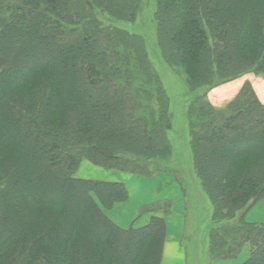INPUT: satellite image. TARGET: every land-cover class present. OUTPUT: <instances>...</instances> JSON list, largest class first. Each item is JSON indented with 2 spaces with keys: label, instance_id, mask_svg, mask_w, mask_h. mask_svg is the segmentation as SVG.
I'll use <instances>...</instances> for the list:
<instances>
[{
  "label": "trees",
  "instance_id": "obj_1",
  "mask_svg": "<svg viewBox=\"0 0 264 264\" xmlns=\"http://www.w3.org/2000/svg\"><path fill=\"white\" fill-rule=\"evenodd\" d=\"M156 1L163 59L183 68L191 95L205 92L188 117L213 205L208 257L248 251L243 264H264V225L245 221L264 200V101L249 78H264V0ZM141 9L142 0H0V264H162L166 218L121 228L107 212L128 200L125 183L76 176L84 161L106 173L170 172L149 167L172 155V116L144 41L100 19L131 23ZM238 81L223 106L208 98Z\"/></svg>",
  "mask_w": 264,
  "mask_h": 264
},
{
  "label": "rangeland",
  "instance_id": "obj_2",
  "mask_svg": "<svg viewBox=\"0 0 264 264\" xmlns=\"http://www.w3.org/2000/svg\"><path fill=\"white\" fill-rule=\"evenodd\" d=\"M156 9V0H142L141 12L131 23L125 20L118 21L109 16H100V19L105 26L121 28L131 34L140 36V38L144 41L149 61L154 70L157 72L169 98V111L172 116V129L168 132V137L172 144V155L168 160L150 162L149 167L152 171H164L166 169L175 174H181L182 181L186 185V188H190L191 193L189 192L188 194V199L191 200L190 210L194 212L196 209V215L194 220H192V222L190 221V226L188 227L190 230L188 231H193L194 226L199 229L196 226L200 224L202 230H204V226H207L208 232L205 233V231H202V234L198 233L196 236L192 233L189 238L190 243L186 242L188 241L186 240L184 242V246L189 252L190 264H208L210 259H208L209 257H205L203 247L206 244V240L208 239L211 229L214 227L212 223L213 205L210 198L204 191L202 183L197 177V173L194 169L193 155L191 151V128L188 117V109L193 102L194 97L202 96L205 92L197 91L191 95L189 93L187 77L183 68L170 67L163 59L158 45V28L155 22ZM249 78L254 81L258 80L253 86L256 88L255 91L258 97L261 96L262 99H264V78L252 76H249ZM143 85H140V89L148 88V86ZM237 86L238 84L236 82L223 85L218 89L209 91L208 98L215 106L221 107L235 96V94L240 90L242 84L238 89ZM142 96L145 99L147 97L146 94ZM98 171L99 169L95 168V166L89 161H84L76 176L81 179H94L100 176L97 175ZM104 177L109 178L110 173H106ZM191 194L193 199H191ZM250 211L247 212L246 216ZM221 225L222 224L215 225V227ZM199 235L201 236L199 237ZM196 240L198 241L196 247L197 255L194 257L192 248Z\"/></svg>",
  "mask_w": 264,
  "mask_h": 264
},
{
  "label": "crops",
  "instance_id": "obj_3",
  "mask_svg": "<svg viewBox=\"0 0 264 264\" xmlns=\"http://www.w3.org/2000/svg\"><path fill=\"white\" fill-rule=\"evenodd\" d=\"M257 81L253 80V85ZM236 83L238 84V89L242 82L238 81ZM259 98L262 99L261 96ZM98 169L97 175H100L98 177L99 179L111 182H124L128 191V200L116 204L111 211L107 212L108 217L124 229L132 226L138 228L143 227L150 222L152 216L165 217L166 240L163 249L162 264H190V255L184 246V242L186 240H188L186 242H189L192 233L196 236L198 233L202 234V231L207 233L208 230L207 226H204V230H202L199 224L196 226L199 229L194 226L193 231H188L190 230L188 228L190 221L192 222L196 215V209L194 212L190 210L191 200L188 199L190 188H186V185L182 181V175L173 172H160L148 177L107 172L108 174L110 173V177L105 178L106 172L100 168ZM191 199H193L192 194ZM163 203H170L172 205L169 215H165L161 210L155 212L146 210L150 206L162 205ZM245 221L250 224L264 225V200L260 201L251 209L248 215L245 216ZM207 242L208 239L203 247L206 258H208ZM197 244L198 241L196 240L192 248L194 257L197 255ZM248 256V251H244L237 259L209 261L208 264H243L248 259Z\"/></svg>",
  "mask_w": 264,
  "mask_h": 264
}]
</instances>
